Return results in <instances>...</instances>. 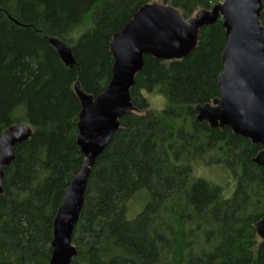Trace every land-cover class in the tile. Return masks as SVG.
Returning <instances> with one entry per match:
<instances>
[{"label": "trees", "instance_id": "1", "mask_svg": "<svg viewBox=\"0 0 264 264\" xmlns=\"http://www.w3.org/2000/svg\"><path fill=\"white\" fill-rule=\"evenodd\" d=\"M219 1L0 0V133L31 129L3 169L0 264H49L53 221L83 159L74 87L91 97L105 91L112 36L148 3L189 19ZM50 40L70 47L72 68ZM226 40L218 20L199 30L186 58H143L129 91L133 109L90 170L70 264H264L254 227L264 216V170L253 162L260 146L196 120V107L219 97ZM153 91L166 99L160 112L143 96ZM202 161L230 173L229 197L194 176ZM142 191L148 200L129 220L128 203Z\"/></svg>", "mask_w": 264, "mask_h": 264}, {"label": "water", "instance_id": "2", "mask_svg": "<svg viewBox=\"0 0 264 264\" xmlns=\"http://www.w3.org/2000/svg\"><path fill=\"white\" fill-rule=\"evenodd\" d=\"M264 0H223L210 10H201L189 19L169 5H143L115 33L109 43L113 57L110 81L96 97L84 94L76 84L80 100L76 144L82 165L71 180L53 221L49 264H70L76 256L72 244L74 227L84 203L90 170L119 128V120L132 111L129 91L151 56L163 61L181 60L197 45L198 32L220 20L227 38L221 53L222 72L217 76L219 97L211 104L196 107V120L211 129L229 128L233 134L260 146L253 162L264 170V40L260 14ZM67 68L74 59L70 47L50 40ZM31 135L26 124L9 126L0 133V194L3 169L14 159V148ZM257 237L264 241V216L255 223Z\"/></svg>", "mask_w": 264, "mask_h": 264}, {"label": "rangeland", "instance_id": "3", "mask_svg": "<svg viewBox=\"0 0 264 264\" xmlns=\"http://www.w3.org/2000/svg\"><path fill=\"white\" fill-rule=\"evenodd\" d=\"M143 96L148 102L149 105L148 109L150 111L160 112L166 106V99L157 91H153L150 93L144 92ZM205 163H206L205 161H202L195 164L194 176L205 179L210 183L222 187L225 190L224 195L229 197L232 194L233 188L235 186L234 179L231 177L230 173L220 165H206ZM147 200H148V196L146 191H142L140 192L139 195L134 196L129 201L127 206V213H126L127 219L129 220L133 219L138 213H140L143 210Z\"/></svg>", "mask_w": 264, "mask_h": 264}]
</instances>
